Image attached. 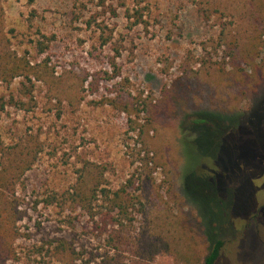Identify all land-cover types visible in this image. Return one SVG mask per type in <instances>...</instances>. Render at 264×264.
<instances>
[{
  "label": "rangeland",
  "instance_id": "obj_1",
  "mask_svg": "<svg viewBox=\"0 0 264 264\" xmlns=\"http://www.w3.org/2000/svg\"><path fill=\"white\" fill-rule=\"evenodd\" d=\"M0 6L12 49L32 64L47 58L55 82H0V144L39 150L17 185L25 214L14 245L18 260L5 264H63L47 253V242L61 235L97 246L91 222L62 197L87 166L94 173L101 167L108 188H118L136 173L133 161L143 151L156 164L152 182L140 184L146 211L182 216L201 255L206 236H217L224 243L216 264H264V214L254 222L261 251L254 230L245 239L240 226L264 198L246 208L250 187L230 188L243 174L240 160L264 157V61L256 65L264 7L253 0ZM39 42L48 45L45 53ZM150 264L177 263L158 255Z\"/></svg>",
  "mask_w": 264,
  "mask_h": 264
},
{
  "label": "trees",
  "instance_id": "obj_2",
  "mask_svg": "<svg viewBox=\"0 0 264 264\" xmlns=\"http://www.w3.org/2000/svg\"><path fill=\"white\" fill-rule=\"evenodd\" d=\"M253 1L258 10L264 7V0ZM2 14L0 6V82L9 84L16 78L30 82L31 78H35L55 85L50 80L54 71L47 58L32 64L26 55L20 56L12 49L1 28ZM108 41L102 39L101 44L105 45ZM38 45L40 52L45 53L48 45L42 42ZM258 47L257 54L262 57L257 60V66L264 61L263 45ZM222 120L226 125L227 118ZM239 121L237 118L236 124ZM143 128L141 126L140 131ZM38 151L33 148H5L0 144V264L18 260L14 245L22 237L18 224L25 214L21 209L22 200L17 193V185L22 175L34 164ZM259 159L240 160L243 174L230 187L238 192L244 186L250 187L252 194L242 197L241 202L246 208L259 196L264 198V157ZM134 164L136 173L116 189L108 188L101 167L94 165L95 173L89 166L84 168L71 191H67L62 198L65 204H70L71 210L82 212L91 222V234L97 246L79 245L74 239L61 235L47 242L50 246L47 253L63 264H127L125 260L129 264H150L158 255H173L177 264H216L224 243L217 236L205 235L209 248L205 255H201L195 250L197 238L190 234L193 229L188 228L182 216L174 214L155 218L154 211H146L140 196V184L152 182L156 164L148 151L139 152ZM252 180L253 184L247 185ZM136 182L139 183L137 186ZM258 184H262L261 187H256ZM56 200V196H53L46 202L53 204ZM263 212L264 204L258 205L244 218L256 220ZM137 215L142 216L141 222L137 221ZM173 217L175 221H171ZM41 247L37 251L41 252Z\"/></svg>",
  "mask_w": 264,
  "mask_h": 264
},
{
  "label": "flooded vegetation",
  "instance_id": "obj_3",
  "mask_svg": "<svg viewBox=\"0 0 264 264\" xmlns=\"http://www.w3.org/2000/svg\"><path fill=\"white\" fill-rule=\"evenodd\" d=\"M263 214H264V213H263ZM263 214H260V215H259L260 217L258 216V218L261 219V217L263 216ZM252 220H253V221H252ZM257 220H259V219H256V221H257ZM254 222H255L254 219H251V218H249V217L244 218V220L240 223V226L243 227V228H242V235H243V236H246L245 239H248L249 236H250V234H252V232H251L250 229L254 230V235H255L257 238H255V236L252 235V240L258 242V244L260 245V251H261V245H262L263 242H262V240L259 238V234H258L257 229L255 228ZM262 224H263V222H262ZM246 245H247V244H246ZM263 250H264V247H262V253H264Z\"/></svg>",
  "mask_w": 264,
  "mask_h": 264
}]
</instances>
